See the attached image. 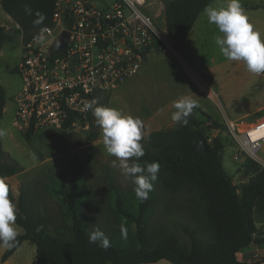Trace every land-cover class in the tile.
<instances>
[{
  "label": "rangeland",
  "instance_id": "obj_1",
  "mask_svg": "<svg viewBox=\"0 0 264 264\" xmlns=\"http://www.w3.org/2000/svg\"><path fill=\"white\" fill-rule=\"evenodd\" d=\"M169 2L172 0H160ZM228 0H215L213 8L226 7ZM248 22L253 30L264 39V11L250 9L254 5L264 6V0H240ZM157 26L165 29L159 19ZM0 25L13 32L17 29L0 7ZM222 34L215 25L209 24L204 12L199 16L186 41L176 43L165 35L164 48L155 49L147 61L146 71L137 84L128 82L114 90L104 106L116 108L125 115L138 117L143 121V147L147 136L155 131L173 130L180 126L166 114V103L177 96L193 93L197 107L196 117L206 125L213 126L211 137L224 141L223 166L226 174L236 186L247 184L252 174L243 168L246 157L231 137L227 123L250 124L264 118V74L253 75L246 71L242 62L229 61L221 53L216 39ZM23 36L18 34L0 50V86L7 95V104L0 129L3 149L10 162L17 163L22 171L7 180L18 199L26 196L34 218L42 219L48 230L56 235L71 225L63 217L64 208L60 201L50 195L45 185L50 181H63L69 167L75 160L90 164L83 177L88 201L83 208L85 219L93 230L99 227L108 234L112 223L111 215L113 186L120 187L124 194L134 193L132 179L122 175L118 167L112 166L104 148L101 129L94 123L84 122L79 128L69 131H46L32 134L29 140L26 133L17 131L12 123L15 117L14 97L20 89L21 79L16 68L22 58ZM203 85L212 92L208 95L201 90ZM209 90V91H210ZM97 137L92 140L93 134ZM238 157V159H236ZM253 161L264 167V143ZM155 193L154 212L150 222L153 228H163L176 235L182 243H188L185 230H197L205 238V221L200 214V206L195 195L184 191L179 195L163 193L157 181L153 184ZM16 224V223H15ZM257 235L264 232V216L255 214ZM18 233L21 229L16 225ZM264 246L261 245V249ZM5 247H0V255ZM12 258V264H32L36 259V247L25 243ZM164 264H171L162 261Z\"/></svg>",
  "mask_w": 264,
  "mask_h": 264
},
{
  "label": "trees",
  "instance_id": "obj_2",
  "mask_svg": "<svg viewBox=\"0 0 264 264\" xmlns=\"http://www.w3.org/2000/svg\"><path fill=\"white\" fill-rule=\"evenodd\" d=\"M214 1L164 2L168 38L184 43L204 9ZM0 6L19 26L14 32L0 26L1 50L16 35L22 34L23 43H27L40 27L49 26L55 0H0ZM250 9L264 11V6L254 5ZM37 12L46 17L40 26L33 23ZM163 48L162 43L157 46V50ZM108 97L101 98L98 106L105 105ZM6 104V91L0 86V123ZM94 119L91 112L83 122L93 124ZM188 119L187 126L150 133L143 147L145 155L139 162L142 165L146 162L160 164L157 183L163 193L179 195L190 191L195 195L194 200L205 221V238L200 237L195 229H186L188 243H182L167 230L153 228L150 220L154 212V191L142 200L135 192L127 195L120 187L113 186V220L108 234H105L110 247L105 250L90 243L92 229L83 210L88 201L83 177L90 159L84 162L75 160L63 181L52 180L45 185L46 191L63 206V217L71 221L63 232L54 235L42 219L33 217L26 196L22 194L16 199L10 183L5 181L20 173L22 168L8 161L0 137V179L8 186L9 199L16 208L15 223L23 230L17 237L16 246L6 249L1 262L7 261L24 243H30L36 247V259L32 264H156L160 261L171 264H246L239 259V253L252 243L264 244V232L257 235L255 225V214L264 216V167L247 159L243 168L253 177L247 184L236 186L224 170V141L219 137L212 139L213 126L200 121L194 110ZM32 134L29 130L26 139L29 140ZM96 137L94 133L92 140ZM210 138L212 142L208 141ZM121 225L127 229L126 238L121 234Z\"/></svg>",
  "mask_w": 264,
  "mask_h": 264
},
{
  "label": "built area",
  "instance_id": "obj_3",
  "mask_svg": "<svg viewBox=\"0 0 264 264\" xmlns=\"http://www.w3.org/2000/svg\"><path fill=\"white\" fill-rule=\"evenodd\" d=\"M164 13L160 0H55L45 43L35 41L38 31L22 45L13 127L36 134L83 125L91 113L83 110V101L95 100L98 106L101 98L140 72L159 44H165ZM159 19L164 30L157 26ZM227 128L242 153L258 160L264 118L250 124L229 121ZM261 245L244 249L257 253L244 263L264 264Z\"/></svg>",
  "mask_w": 264,
  "mask_h": 264
},
{
  "label": "clouds",
  "instance_id": "obj_4",
  "mask_svg": "<svg viewBox=\"0 0 264 264\" xmlns=\"http://www.w3.org/2000/svg\"><path fill=\"white\" fill-rule=\"evenodd\" d=\"M27 10L31 14V10ZM204 14L208 23L215 25L222 34L216 39L222 55L229 61L242 62L250 74H264V39L259 32L253 30V26L248 22L240 0H228L226 7L219 9L208 6L204 9ZM36 16L34 26L42 25L46 19L45 15L37 12ZM47 32V27H40L39 33L34 37L35 41L45 43ZM96 103L95 100L83 101V110H91L96 125L101 129L105 151L110 157H114L112 166L118 167L122 175L132 179L135 185L133 191L137 198L147 199L154 182L158 180L160 164L146 162L142 165L139 162L140 158L145 155L141 143L144 136L143 121L138 117L125 115L116 108L94 107ZM172 106L175 111L171 115V121L187 126L188 118L197 104L191 97L183 96L173 101ZM5 134V130L0 129V137ZM15 221V205L9 199L8 186L0 180V247L13 248L16 246L19 233ZM120 231L126 238L127 229L123 225ZM89 242L105 250L110 247L109 238L99 227H95L89 233Z\"/></svg>",
  "mask_w": 264,
  "mask_h": 264
},
{
  "label": "crops",
  "instance_id": "obj_5",
  "mask_svg": "<svg viewBox=\"0 0 264 264\" xmlns=\"http://www.w3.org/2000/svg\"><path fill=\"white\" fill-rule=\"evenodd\" d=\"M1 7V6H0ZM9 17V16H8ZM9 19L14 23V21L9 17ZM197 22V21H196ZM15 24V23H14ZM1 26V25H0ZM149 60V59H148ZM146 66H147V62H146V64L141 68V70H140V72L135 76V77H133L132 79H130L128 82H131V83H133V84H137L138 83V81L141 79V74L143 73V72H145L146 71ZM128 82H126V83H128ZM125 83V84H126ZM124 85V84H123ZM199 87H200V89L201 90H203V91H205L208 95H210L211 94V90L209 91L207 88H205L203 85H200L199 84ZM195 93H197V91H195V92H193V93H190V94H186V95H182V96H177V97H183V96H188V97H191L193 100H196V99H199V97H193L194 96V94ZM213 93V92H212ZM179 98H174V99H172L171 101H169L168 103H166V114H170V113H173L174 111H175V109H174V107L172 106V102L173 101H175V100H177V99H179ZM6 108V107H5ZM4 112H5V110H4ZM4 115V114H3ZM2 121V120H1ZM0 125H1V123H0ZM1 180V179H0ZM8 179H6L5 181H7ZM20 228V227H19ZM21 229V228H20ZM23 232V230L21 229V232L19 233V234H21ZM25 244V243H24ZM6 248V247H5ZM7 249V248H6ZM6 249H5V251H6ZM4 251V252H5ZM4 253H2L1 255H0V264H12V258H13V256H11L7 261H5V262H1V257H2V255H3ZM257 255V253H246L245 252V250H242L241 251V253H239V259L241 260V261H245V260H247V259H249V258H251V257H254V256H256ZM156 264H164V263H162V261H160V262H158V263H156Z\"/></svg>",
  "mask_w": 264,
  "mask_h": 264
}]
</instances>
